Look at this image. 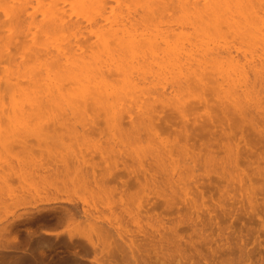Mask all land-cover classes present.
Here are the masks:
<instances>
[{"label": "rangeland", "instance_id": "obj_1", "mask_svg": "<svg viewBox=\"0 0 264 264\" xmlns=\"http://www.w3.org/2000/svg\"><path fill=\"white\" fill-rule=\"evenodd\" d=\"M201 1L205 6L207 0ZM41 14L34 18L44 21ZM171 20H161L160 29H175ZM87 22L73 36L81 53V42L95 51L99 45L98 34L83 28ZM0 33L10 41L15 35L4 27ZM221 35L215 37L220 46L233 42ZM40 37L25 39L33 48ZM13 44L11 52H18L22 45ZM87 45L84 58L92 53ZM232 51L247 68L243 54ZM19 52L18 60L39 64L26 59L30 52ZM107 70V77L114 71L118 76L116 68ZM212 75L207 71L204 77ZM115 82L112 90L121 91L124 81ZM259 83L248 96L243 85L230 90L225 82L191 85L182 93L168 82L148 81L122 102L121 112L107 108L104 99L101 108L92 103L87 111L70 114L17 111L15 122L9 121L15 112L3 113L8 125L1 113L0 264H264V85ZM74 85L71 90L65 85L66 92ZM83 89L77 86L73 93L84 97ZM180 106L189 112L187 122L179 117ZM162 153L163 162L155 161Z\"/></svg>", "mask_w": 264, "mask_h": 264}, {"label": "bare ground", "instance_id": "obj_2", "mask_svg": "<svg viewBox=\"0 0 264 264\" xmlns=\"http://www.w3.org/2000/svg\"><path fill=\"white\" fill-rule=\"evenodd\" d=\"M200 1L62 0L66 5L63 4L65 8H60L59 4L62 2L58 4L59 6L57 4L55 6V0H16V3H12V0H0V27L7 28L9 33L15 34L13 36L24 37L23 39L19 38L22 41H19V39L12 41L15 37L11 36L12 40L10 41L9 33V37L6 34V38H3L5 33H0V36L2 35V40H0V71L2 69V74L0 73V117L2 113L3 118V120L0 118V121L2 120L1 122L4 124L9 123L6 118L9 114L11 115L10 111L15 112V115L14 118L13 115H11L12 117L9 116L11 119L9 121L11 122L14 119L15 122L17 111L18 113L20 111L27 113H23V115H30L28 112H33L31 116L32 114L35 116L44 111H55L59 114H67L68 111V114L70 112L76 113L80 112V110L83 111L88 104L91 105L92 103L94 106L96 105V108L97 106L101 108L104 99L107 108H117L121 112L122 102L126 99L129 100V96L137 93L139 89L141 91L142 88L139 85L143 84V82L148 83V81L151 83L159 81V85L168 82L169 87L172 84L173 91L174 89L180 90V92L182 90V93L189 89L191 85L204 87L206 85L205 82H210L221 86L225 82L230 90L243 85L246 88L245 90H248L247 94L249 96L259 82L261 86L264 85V0H207L206 5L201 7L200 5L204 4H200L202 2ZM45 3H48L50 7L46 8ZM125 5L126 8L123 9L122 7ZM108 11L111 12L109 17L105 16V12L107 15ZM168 11H173L174 17L177 15L174 20L170 19L171 22L175 23V29L170 28V26L168 29L166 25L167 29H160L161 20L163 22L161 24H164L163 20L168 21V18L173 15L169 16ZM38 13L39 15L42 13L41 16L45 17L42 18L44 21L37 20ZM3 15L7 19H4ZM29 15H32L30 17L32 20L35 19L34 15H37L35 20L38 22H34L31 19L28 21ZM84 19L89 22L87 24H91L90 28H87V24L84 23L86 26L83 28L86 29V32L89 29V32L97 33L99 36L98 48L94 46L97 49L96 51L95 49H93L94 51L92 48L90 49V45L88 46L85 43V46H88L86 51L89 49V52L92 51L85 58L84 56L87 55V52L84 53V43H80V46L83 47V52L81 53V50L79 52V49H77L79 43H76L77 41L74 43L75 38L73 39V36H78V32H83L80 26H83ZM149 21H152L150 22L151 24L156 23L157 25L155 24V27H151ZM96 23L97 25H94ZM165 23L167 22L165 21ZM31 26H35L36 30L32 31L33 29L31 28L33 27ZM223 26L226 27V30H223ZM185 30L189 31L184 32ZM38 33H40L42 39L38 36ZM144 33L147 34H145L147 37L144 36ZM32 34L35 40L38 41L37 38L39 37L41 40L38 43H36L37 41L33 42L35 48H30L29 40L28 42L26 41ZM221 34H223V37L227 34L232 37L233 44L230 43L228 44L230 46H228L227 42L225 43L229 49L227 47L225 49V44H222L224 47L219 45L221 43L220 39H217L220 42L219 44L215 40V37ZM45 35L50 37V39L47 37L48 41L47 38L44 40L45 38L43 37ZM81 36L84 37L83 35ZM137 36L140 37L138 38ZM220 38H222V35ZM23 40L27 42L26 46H24L25 44L22 45L24 43ZM43 40L45 43H43ZM10 43L15 48V45H22L18 46L20 48L18 49L19 53L26 51L29 47V51L26 52L30 53L22 52L21 56L22 54H27L30 57L28 56L26 59L32 60L34 58L33 60L39 63L38 65L35 63L34 67L38 66V69L35 71L32 64L30 66L27 65L32 61L26 63L28 61L26 59H24L26 60L24 62L23 60H18V57L15 56V53L18 54V52H11ZM231 49L243 54L249 69H247V66L245 68L242 65L243 63L240 64L238 62L239 59L236 60L235 57L230 56L233 52ZM17 60L21 61V64L24 63V68L20 66V62H16ZM107 61L114 68H111L110 65L108 66ZM26 65L28 66L27 68ZM103 67L110 71L116 68L118 76L121 78L120 81L113 79L116 73L114 70H112L114 74L110 72L111 75H109L113 78L107 77ZM134 70L136 74H134ZM207 71L215 75L206 79L204 75ZM249 73H253L252 76ZM116 74L115 76H117ZM135 75L138 80L140 79L139 81L136 80L137 83ZM118 76L116 78H119ZM109 80L112 82L116 81L118 84L124 81L125 86L123 82L120 86L115 84V88L119 86L121 91L116 90L114 92L112 90L114 89L113 83ZM217 80H221V83ZM107 81L111 82V85ZM24 84L26 86L29 84L30 88L25 87ZM67 84L71 86L75 84L72 87L74 91L77 86L80 89L84 88L83 91L85 92L83 93H85L86 97H83V94L81 96L84 99H82L77 93H73L74 91L71 92V87ZM65 85L66 87L68 86L67 89ZM122 86L128 87L129 91H124L125 88H122ZM136 87L140 88L137 90ZM68 88L70 90L66 92ZM109 88L113 92H110ZM249 88L253 91L250 92ZM134 89L137 91L132 92ZM225 93L227 94L226 90ZM201 100L205 101V99ZM90 101L92 102L87 103ZM90 105L88 107L91 108L93 105ZM86 109L84 110L87 111ZM176 109L181 110L179 112L175 111L180 114L177 113L179 117L182 115L185 120L188 115H185L186 111L183 110V106ZM49 112L48 114L50 115ZM3 113H7L6 116H8L5 117ZM56 113L55 115L58 116ZM51 114L53 115V112ZM186 114H189V112ZM20 115L22 116V114ZM155 115H151L153 120H155L153 117ZM19 118H17V121L20 120ZM27 118L29 117L27 116ZM148 118V121L151 120ZM4 119H6V122ZM208 119L211 121V117H208ZM27 120H23L21 117V121H26L25 126L28 124L27 128H30L31 126L29 125L31 124ZM185 122L187 121L185 120ZM152 123L151 121L150 126ZM148 125H145L144 128L149 127ZM152 126V129L155 130L154 123ZM23 128H25L24 125ZM41 129H43V126ZM156 131L153 132L155 133ZM162 155L167 157L165 153H162L159 158L158 156L154 158L156 159L155 161L158 160L162 163L163 158L165 159Z\"/></svg>", "mask_w": 264, "mask_h": 264}]
</instances>
